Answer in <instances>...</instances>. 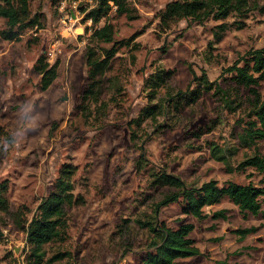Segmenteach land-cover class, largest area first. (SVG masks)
I'll use <instances>...</instances> for the list:
<instances>
[{
	"label": "rangeland",
	"instance_id": "374dc122",
	"mask_svg": "<svg viewBox=\"0 0 264 264\" xmlns=\"http://www.w3.org/2000/svg\"><path fill=\"white\" fill-rule=\"evenodd\" d=\"M172 1L128 0L129 14L110 13L112 42L91 38L104 21L93 26L84 13L78 22L64 24L59 1L32 0L43 28L27 29L16 40L2 37L8 25L0 18V191L11 205L10 213H0V264H28L27 234L16 225L14 214L23 210L31 219L65 164L77 167L75 193L85 203L67 209L68 241L46 249L48 257L59 250L71 252L72 259L55 264H144L152 237L138 220H152L153 204L169 188L212 179L221 186L231 181L260 184L253 169L229 172L211 152V145L228 151L232 167L256 152L240 143L241 120L248 119L244 109L230 111L213 92L179 110L168 108V102L196 88V79L205 74L211 82L229 86L227 69L264 47V0H250L244 17L182 20L164 31L159 14ZM114 42L119 53L101 99L107 109L92 105L86 114L87 47L101 54ZM42 55L59 63L58 77L46 91L35 70ZM157 71L170 78L154 99L147 80ZM231 85L246 102L248 92ZM155 105L158 118L136 125L140 113ZM257 148L264 154V140ZM154 168L175 176L172 187L152 185ZM183 208L176 203L159 214L166 226H195L191 238L201 254L177 264H264L263 216L245 217L228 199L206 207L204 220ZM218 211H224V218H213ZM250 228L255 231L243 240L235 233Z\"/></svg>",
	"mask_w": 264,
	"mask_h": 264
},
{
	"label": "trees",
	"instance_id": "16d2710c",
	"mask_svg": "<svg viewBox=\"0 0 264 264\" xmlns=\"http://www.w3.org/2000/svg\"><path fill=\"white\" fill-rule=\"evenodd\" d=\"M60 2V0H52ZM32 0H0V18L6 20L8 29L2 32V37L7 40L18 39L24 31L33 28H43L42 16L33 13ZM116 7V9H114ZM128 0H98V4L90 9L82 8L85 12V20L92 19L93 26H98L102 21L104 25L96 27L91 38L105 39L112 42L114 25L110 21V13L127 15L130 13ZM250 7V0H174L167 4L159 14V28L168 30L171 26L182 20L204 22L209 19L225 20L232 15L244 17ZM111 48H104L98 54L91 46H88L87 63L88 86L83 94L84 113H91V106H100L107 109L102 101L103 88L107 74L113 68V62L119 53L116 42ZM59 63H50L46 55H42L36 62L35 70L41 75V88L48 90L58 77ZM230 75L226 81H230L228 87H223L219 82H211L207 75L198 76L196 88L187 93H178L169 100L168 108L179 110L180 105L187 106L197 103L204 93L213 92L220 96L225 107L230 111L244 109L247 121L242 133L239 134L240 143L244 146L255 148L253 155L245 157L236 167H232L228 157V151L222 150L217 145H211V152L217 161L223 162L229 172H247L248 169L256 171L260 177V184H238L229 182L221 186L217 180H209L202 185H183L177 190L168 189L162 200L153 204L152 220L143 222L138 220L142 228H148L151 233V242L144 264H177L179 259L197 257L201 254L191 233L195 229L193 224H182L178 228L166 226L160 222L159 214L164 207L172 204H183V211L191 214L199 220H204L207 215L206 207H212L228 199L240 212L247 217H264V154L258 151L257 143L264 140V92L261 90L264 84V47L250 51L242 61L236 62L227 69ZM170 77L165 71H157L148 80V87L153 89L154 99L158 90ZM248 92V99L243 98L232 89V85ZM158 106L144 109L140 117L135 121L142 126L149 119L156 120L159 116ZM244 121V122H243ZM77 167L65 164L53 185V189L44 201L39 205L31 219H26V211L18 210L14 214L16 225L27 234L29 246L28 264H55L56 262L72 259L69 251L59 250L53 256L48 257L47 247L54 243L63 244L69 239V222L67 209L85 203L83 196L75 193L74 178ZM152 185L158 187H172L175 176L163 171L151 170ZM11 205L8 198L0 191V213L8 214ZM224 211L215 212L213 218H224ZM255 228L237 229L235 233L240 239H245L252 234Z\"/></svg>",
	"mask_w": 264,
	"mask_h": 264
},
{
	"label": "built area",
	"instance_id": "2783aa9c",
	"mask_svg": "<svg viewBox=\"0 0 264 264\" xmlns=\"http://www.w3.org/2000/svg\"><path fill=\"white\" fill-rule=\"evenodd\" d=\"M87 3H91L92 8H94L98 4V0H61L59 3L58 10L62 22L64 24L72 23V21L78 22L77 18L79 19L78 15L81 13H84V17H85V12H82V10L78 8V6L80 4H87ZM114 9H116V7H114ZM91 21L92 19H90V22Z\"/></svg>",
	"mask_w": 264,
	"mask_h": 264
}]
</instances>
